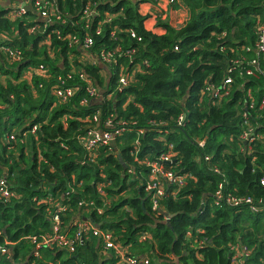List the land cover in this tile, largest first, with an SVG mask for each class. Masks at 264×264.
I'll return each instance as SVG.
<instances>
[{
	"label": "trees",
	"instance_id": "1",
	"mask_svg": "<svg viewBox=\"0 0 264 264\" xmlns=\"http://www.w3.org/2000/svg\"><path fill=\"white\" fill-rule=\"evenodd\" d=\"M157 1L56 0L66 23L34 33L29 29L35 21H12L5 17L8 9H0V45L22 54L11 62L0 52V176L14 191L9 200H0V247L10 242L12 252L10 258L0 253V264H119L90 228L72 252L41 247L35 257L29 236L50 232L47 196L67 206L61 221L69 235L76 230L74 221L85 218L111 232L125 253L145 256L150 264H235L230 247L236 243L252 250L237 264L264 262V203L252 212L247 205L217 203L214 196L222 183L224 192L264 199V143L255 139L249 154L240 137L244 110L256 133L264 134V106L259 107L264 73L249 65L259 61L264 71V55L253 50L264 0H181L187 20L176 28L158 19L162 34L148 30L144 23L150 15L139 11L141 4ZM88 3L97 13L89 20L83 16ZM170 6L172 12L181 8L179 0ZM55 27L62 36H91L89 54L121 46L111 63L83 65L102 101L89 98L77 72L67 76L72 66L82 65L80 52L51 33ZM40 64L46 73L36 71ZM123 67L135 72L120 86ZM249 67L256 76L247 74ZM57 77L75 89L63 103L52 92L60 84ZM226 77L233 79L229 93L213 101L207 85H222ZM97 112V127L105 128L110 116L114 126L120 120L126 124L115 144L98 147L91 160L79 138L94 125ZM181 114L186 120L179 126ZM170 150L174 162L167 167L192 177L162 197L155 210L145 162ZM202 239L206 245L200 247Z\"/></svg>",
	"mask_w": 264,
	"mask_h": 264
},
{
	"label": "built area",
	"instance_id": "2",
	"mask_svg": "<svg viewBox=\"0 0 264 264\" xmlns=\"http://www.w3.org/2000/svg\"><path fill=\"white\" fill-rule=\"evenodd\" d=\"M170 2L172 0H169ZM168 1V4H169ZM28 13V14H27ZM29 13L34 15L33 19H30ZM96 10L88 3L84 10L83 16L84 19L89 20L91 17L96 15ZM6 18L10 20H21L26 19L27 22L33 23L29 29L30 33H34L37 30L41 29V31L45 30L46 26H57L60 24L66 23V18L59 12L56 5V0H24L18 6H11L8 8L7 13L5 15ZM57 24V25H55ZM53 34H55L60 39H67L69 42V46L76 47L80 52L77 56L81 66L77 69L72 66L70 72L67 74L68 77L71 76L72 73L77 72L78 77L81 81L85 83L86 91L93 102L102 101L103 94L97 87L93 85L90 79L87 77L85 73L83 65L86 63L97 64V63H111L115 58L116 52L120 56L122 51L121 46H118L117 49L114 50H101L98 53L89 54L87 51L89 47L92 45V38L89 35H86L84 39H79L76 36L72 35H61V31L58 27L52 30ZM101 29L98 25L95 29V34H100ZM113 33H111V36ZM129 35L132 38H136L140 40V38L135 35L133 31H129ZM254 51L260 55H264V19L260 22V31L259 36L253 47ZM248 50H252V47H248ZM0 52L3 53L11 62H18L21 60L22 54L18 49H11L4 45H0ZM130 51L127 50L126 53ZM68 60L71 62V57H68ZM236 63H239L238 60H235ZM72 64V63H71ZM250 66H254L256 71H259L261 74L264 73L263 69L260 67L259 61H253L249 63ZM124 68V67H123ZM45 67L43 64H40L36 71L41 70L43 73H46ZM256 71L249 67L247 69V74L256 76ZM135 71H124L120 72L118 83L120 86L127 85ZM57 80H60V84H55L56 87L53 89V93L58 98L60 102L67 101L73 94L74 90L72 87L64 86L63 81L57 77ZM232 78L226 77L225 81L222 85H207V90L210 92L211 99L219 98L222 93L228 94L230 88L232 87ZM251 96V94H249ZM85 99L81 101V103H85ZM264 106V97L262 98L261 105L262 108ZM250 107H255L254 102H251ZM99 117V112L93 114L92 122L93 126L88 128L86 132L79 138L80 144L87 151L88 157L91 160H94L93 152L98 149V147H106L112 146L115 144L116 136L123 131V126L126 124V121L120 120L119 126L113 125L114 116H110L105 121V128L97 127L95 123H97ZM243 117V130L240 135L241 139L245 142V147L242 148L243 151H247L249 154L253 152V142L255 139H258L264 143V134H258L255 131V125L251 122L249 112L244 110L242 112ZM186 120V114H181L177 119V124L179 126L184 125ZM36 127L33 126L31 129V133H34ZM13 138V136H10ZM137 144V141L135 142ZM247 144V145H246ZM200 146L204 145V141L199 142ZM173 146L171 145V148ZM109 148V147H108ZM112 148V147H111ZM110 149V148H109ZM116 151V150H114ZM175 153L171 150L165 154H162L160 157L153 160H146L145 164L150 168V176L146 182V190L151 194L152 199V209H157L158 204H160V199L165 197L170 193H176L187 185L188 178H191L190 174L180 173L178 170H173L171 167H167V165H171L174 161L172 157ZM216 172H219L218 168L214 169ZM261 184L264 185V178L261 179ZM12 182L8 180L6 176H0V200L7 201L11 197L14 196V191L11 189ZM98 191L103 193L101 187H98ZM215 199L217 203H225L233 207L237 206H248L250 211L257 212L262 207L264 203V199H260L256 201L252 196L241 195L237 196L232 194L231 192H224L223 184H219L215 194ZM35 201L38 199L35 197ZM45 201L49 203L47 207V216L50 221V232L48 234H40V235H32L29 236L30 242L34 245L33 255L38 257V249L41 247L52 248L57 247L59 249H63L68 252H72L74 250V246L76 243L82 241V234L87 229L93 230V235H98L102 239L103 249L106 251H113L119 257V264H150L149 259L145 256L138 255H130L125 253L124 249L120 247L114 240L115 237L112 236V233L109 231L102 232L92 226L90 223L86 221L85 218L81 220H75L74 225L76 226V230L73 235H69L66 232L65 226L62 225L61 215L63 216L65 212L68 210L66 205L54 203L53 199L49 196L44 198ZM187 235H192L191 230L187 231ZM145 235L142 236L144 239ZM200 247L206 245V239H202L200 242ZM7 245H11L10 242H5V246L0 247V253L7 255L10 258L12 255L11 248H8ZM231 250L233 252V261L235 264L242 263L247 257L252 253L251 249L245 246L242 243H236L231 245ZM256 264H264V262H259Z\"/></svg>",
	"mask_w": 264,
	"mask_h": 264
},
{
	"label": "rangeland",
	"instance_id": "3",
	"mask_svg": "<svg viewBox=\"0 0 264 264\" xmlns=\"http://www.w3.org/2000/svg\"><path fill=\"white\" fill-rule=\"evenodd\" d=\"M160 3L156 5L157 9H154L153 7L149 9L147 8V5H143V6L140 5V11H142L143 14L145 13L147 15H150L149 17L150 19L148 21L146 20L144 23L145 27L146 28L151 27L154 29L155 32L152 31L151 29L149 30L154 33H157L158 31H160V29H157V28H160V27L156 25V21L158 19H162V20L168 21L176 28H180L182 26L183 11L180 9L174 11L173 9V12H172L170 9L173 6H170V8H168L166 6V0H162ZM27 152L28 151H26V153Z\"/></svg>",
	"mask_w": 264,
	"mask_h": 264
},
{
	"label": "crops",
	"instance_id": "4",
	"mask_svg": "<svg viewBox=\"0 0 264 264\" xmlns=\"http://www.w3.org/2000/svg\"><path fill=\"white\" fill-rule=\"evenodd\" d=\"M24 0H0V9H3V10H6V9H8L9 7H11V6H18L19 4H21L22 2H23ZM162 0H158L157 1V3L155 4V5H153V4H150V3H143V4H141V6H143V5H147V8H154V9H157V4L158 3H160ZM180 1V4H181V8H180V10H182L183 11V15H182V25L185 23V21L187 20V18H188V9L186 8V6H185V4L184 3H182V1L181 0H179ZM161 4V3H160ZM166 6L168 7V0H166ZM139 11H140V7H139ZM140 13L141 14H143V12L142 11H140ZM145 14V13H144ZM150 18H148V19H146L147 21L149 20ZM153 19V18H152ZM148 30L149 29H151L152 31H154V29L153 28H151V27H148L147 28ZM157 29H160V31H158L157 32V34H162V33H164L165 32V30L162 28V27H160V28H157ZM155 32V31H154ZM3 79V76L2 75H0V80H2Z\"/></svg>",
	"mask_w": 264,
	"mask_h": 264
}]
</instances>
